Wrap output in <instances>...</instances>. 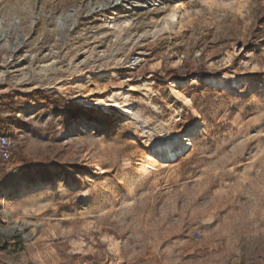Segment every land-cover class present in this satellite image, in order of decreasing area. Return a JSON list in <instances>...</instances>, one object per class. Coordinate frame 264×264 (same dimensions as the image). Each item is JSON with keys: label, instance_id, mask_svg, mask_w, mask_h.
<instances>
[{"label": "rangeland", "instance_id": "obj_1", "mask_svg": "<svg viewBox=\"0 0 264 264\" xmlns=\"http://www.w3.org/2000/svg\"><path fill=\"white\" fill-rule=\"evenodd\" d=\"M1 135L0 264H264V0H0Z\"/></svg>", "mask_w": 264, "mask_h": 264}, {"label": "bare ground", "instance_id": "obj_2", "mask_svg": "<svg viewBox=\"0 0 264 264\" xmlns=\"http://www.w3.org/2000/svg\"><path fill=\"white\" fill-rule=\"evenodd\" d=\"M205 82H207L208 84H211L213 86H216V85L222 83V79L221 78H212L211 80H206ZM92 95H93L92 93H89V94L83 96L81 99H85V98L90 97ZM82 101H84V100H82ZM187 103H190V101L187 100ZM92 105H94V104H92ZM116 106H117V104H116ZM109 107H113V106L110 105ZM123 113L125 116H129L130 110L125 109L123 111ZM199 125L200 124L198 123V124H196V126L193 129H191V134H195L199 131L198 130L200 127ZM190 135L189 136H176V137H173L172 139H170L164 143L157 144L156 146H154L151 149V151L149 152V156H151L150 158H151L152 163L156 164L159 161H161L162 163H167V162H170L171 160L177 161L180 156L188 153V151H190V149L193 147ZM12 229L13 230L20 229V226L18 224H13Z\"/></svg>", "mask_w": 264, "mask_h": 264}, {"label": "built area", "instance_id": "obj_3", "mask_svg": "<svg viewBox=\"0 0 264 264\" xmlns=\"http://www.w3.org/2000/svg\"><path fill=\"white\" fill-rule=\"evenodd\" d=\"M15 149V141L13 138L7 135L0 136V161H8Z\"/></svg>", "mask_w": 264, "mask_h": 264}]
</instances>
